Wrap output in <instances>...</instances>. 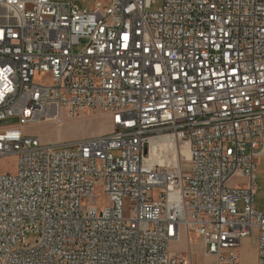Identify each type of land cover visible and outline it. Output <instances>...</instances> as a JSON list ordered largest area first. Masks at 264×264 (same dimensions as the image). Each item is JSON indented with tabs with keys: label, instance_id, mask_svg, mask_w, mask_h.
I'll return each mask as SVG.
<instances>
[{
	"label": "built area",
	"instance_id": "obj_1",
	"mask_svg": "<svg viewBox=\"0 0 264 264\" xmlns=\"http://www.w3.org/2000/svg\"><path fill=\"white\" fill-rule=\"evenodd\" d=\"M78 1L0 0V157L17 159L0 174V264H193L170 251L181 228L234 262L254 227L264 264V0ZM86 111L111 131L24 130ZM159 135L185 140L187 171L147 160Z\"/></svg>",
	"mask_w": 264,
	"mask_h": 264
},
{
	"label": "rangeland",
	"instance_id": "obj_2",
	"mask_svg": "<svg viewBox=\"0 0 264 264\" xmlns=\"http://www.w3.org/2000/svg\"><path fill=\"white\" fill-rule=\"evenodd\" d=\"M53 1H67V0H53ZM95 2H100L103 6L107 5V0H83L78 1L76 4L79 7H82L83 4L85 6H91L92 8L95 6ZM162 0H155L152 3L150 10L155 11L161 6ZM3 10L0 9V15L3 14ZM0 22H4L3 17H0ZM44 75V74H43ZM37 79L43 80L42 75L36 76ZM88 114V115H86ZM89 111L83 113V115L78 119H71L66 118L64 121L59 125L56 126L55 124L44 121L39 122L33 125L25 126L24 130L27 133L36 132V136L42 142L48 141H70L81 139L84 137L94 136V134H103L111 131V118L105 117H90ZM152 140V143L149 147L153 144L156 147L155 154H157L156 158L151 162V164L168 168V169H180L184 172L189 169L190 166V156L187 158L185 151H183L184 147H187L188 144L185 140H179L177 138L171 139V141L163 142L162 140ZM176 143L182 148L183 156L177 154ZM180 148V149H181ZM189 149V148H188ZM157 151V152H156ZM115 155H118L117 152H114ZM176 155V156H175ZM186 157V158H185ZM179 158V159H178ZM16 163L17 159L16 156L11 154L7 156L0 157V174L2 173H14L16 170ZM245 178L234 176L229 182V186H240L245 183ZM255 185H256V194H255V205L258 210L264 212V157H256L255 159ZM95 194L97 196V208L101 210L102 207L107 203V198L103 194V186L102 182L100 181L99 184L95 188ZM241 205V202H238V206ZM125 215H128V212L125 210ZM186 235H188L186 233ZM200 244L191 246L189 252V243L186 242L185 237L182 236V239L177 242L170 243V251L172 253H180L178 255L179 260L186 258L187 254L191 253V251L196 254L197 248ZM195 259V256H194ZM191 260L193 264H197V259L193 260L191 255Z\"/></svg>",
	"mask_w": 264,
	"mask_h": 264
},
{
	"label": "crops",
	"instance_id": "obj_3",
	"mask_svg": "<svg viewBox=\"0 0 264 264\" xmlns=\"http://www.w3.org/2000/svg\"><path fill=\"white\" fill-rule=\"evenodd\" d=\"M98 116L109 119V117L106 115H95V116H90V117H98ZM74 119H78V118H74ZM29 134L37 135L36 132H30ZM258 157H262V156H258ZM182 236H184L186 242L189 243L190 250H192L191 246L193 247V245L200 244V246L197 248L196 254H194L191 251L193 260L197 259L198 261L197 264H217V260L214 256L208 255L205 253L203 242L201 240V237L197 233L190 232L188 235H186L185 230L181 228L179 239L174 240L172 242L174 243L179 242L182 239ZM177 255H180V253L178 252ZM194 256H195V259H194ZM220 264H259L258 262V229L254 227L251 233L240 241L238 249H237V257L234 262H222Z\"/></svg>",
	"mask_w": 264,
	"mask_h": 264
},
{
	"label": "bare ground",
	"instance_id": "obj_4",
	"mask_svg": "<svg viewBox=\"0 0 264 264\" xmlns=\"http://www.w3.org/2000/svg\"><path fill=\"white\" fill-rule=\"evenodd\" d=\"M153 139H155L153 142L155 143L156 142V140H162L163 142H167V141H171V139H172V136L171 135H159V136H155V137H153V138H151L150 139V145H151V143H152V140ZM176 148H177V154L178 155H182L183 156V151H185V154H186V156H187V158H189V156H190V153H189V149H188V146L187 147H184L183 148V151H182V148L179 146V145H177V143H176ZM181 148V149H180ZM155 150H156V147H155V145L153 144L151 147H149V152H148V155H147V160L149 161V162H152L155 158H156V156H157V154H155ZM157 152V151H156ZM156 155V156H155ZM176 156V155H175ZM186 158V157H185ZM179 159V158H178Z\"/></svg>",
	"mask_w": 264,
	"mask_h": 264
}]
</instances>
